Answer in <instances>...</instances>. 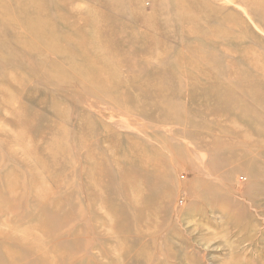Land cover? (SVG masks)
I'll list each match as a JSON object with an SVG mask.
<instances>
[{
    "label": "rangeland",
    "instance_id": "1",
    "mask_svg": "<svg viewBox=\"0 0 264 264\" xmlns=\"http://www.w3.org/2000/svg\"><path fill=\"white\" fill-rule=\"evenodd\" d=\"M21 245L264 264V0H0V264Z\"/></svg>",
    "mask_w": 264,
    "mask_h": 264
},
{
    "label": "crops",
    "instance_id": "2",
    "mask_svg": "<svg viewBox=\"0 0 264 264\" xmlns=\"http://www.w3.org/2000/svg\"><path fill=\"white\" fill-rule=\"evenodd\" d=\"M18 248H19L18 252H13V256H14V259H18L19 264H22V245L21 247H18ZM26 261L34 262L36 260H35V257L34 258L32 257V258H29L28 260H25V262Z\"/></svg>",
    "mask_w": 264,
    "mask_h": 264
}]
</instances>
